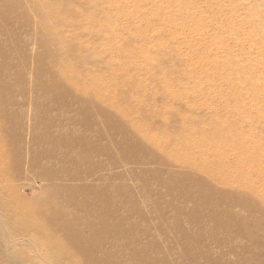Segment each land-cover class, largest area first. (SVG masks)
I'll return each instance as SVG.
<instances>
[{"label":"rangeland","instance_id":"rangeland-1","mask_svg":"<svg viewBox=\"0 0 264 264\" xmlns=\"http://www.w3.org/2000/svg\"><path fill=\"white\" fill-rule=\"evenodd\" d=\"M18 1L13 14L0 3L13 191L71 211L46 221L75 227L91 264H264V0ZM89 17L98 35L80 28L94 33ZM55 48L117 114L56 77ZM3 214L14 264L65 259Z\"/></svg>","mask_w":264,"mask_h":264},{"label":"bare ground","instance_id":"bare-ground-1","mask_svg":"<svg viewBox=\"0 0 264 264\" xmlns=\"http://www.w3.org/2000/svg\"><path fill=\"white\" fill-rule=\"evenodd\" d=\"M22 1H24L25 3L29 1L32 5L35 3V0H22ZM0 3L2 5H4L6 7V9H8L7 10L8 13L13 14L15 12L14 10H16L18 8L19 1L18 0H0ZM49 4L50 3H46V5L48 7L50 6ZM33 8H36V6L33 5ZM109 16H112V15H109ZM57 19H60V18L57 17ZM87 19L89 20L90 25H92V27H93L94 25L90 21V17ZM63 22H64V20H63ZM80 28L83 30V32L85 34H88V35L90 34L89 36H92L93 34L98 35V33H101L100 31L97 30L99 28H96V27H95L96 29L94 30V33H93V30H92V32H88L84 28L83 24H80ZM44 30H45V26H44ZM50 32H52V31H50ZM106 33L107 32L104 31V37H106ZM50 34H53V33H50ZM139 35H142V33L140 32ZM51 36H53V35H51ZM107 36L113 37L114 34L107 33ZM74 37L76 38L77 35L75 34ZM64 44H66V41L64 42ZM75 46L76 45H73V48H75ZM108 50H109V52H108ZM54 52H55L54 58L52 61H49L47 66L54 72L56 77L64 80V82H66L67 85H69L70 87L74 88L75 91H78V92L85 91V90L88 91L86 86H83L78 82V76L75 73V71L70 70L71 65L70 64L68 65L69 61H68L67 57H65L64 55L62 56V54H63L62 51L59 48H55ZM75 52H77V51H75ZM101 52H102V54L104 53L103 51H101ZM105 53H107L109 55L108 57L110 58L109 63H110L111 69L113 68L114 65L117 66L115 61H114V57H112V55L114 53V49L113 48L107 49V51ZM142 57H144V56H142ZM123 58H124V60L119 62V66L122 68H125L128 66L129 61L127 60L128 59L127 57H123ZM140 62H142V61H140ZM140 62H139V65H140ZM143 62L145 63V59H143ZM132 64H136V62L134 61V63H132ZM146 64H147V62H146ZM111 75H113V73ZM111 79H112V77H111ZM132 83L137 84L135 81H133ZM88 93L93 94V95L97 94L96 101L101 103V105L107 104L105 102H108L110 100L112 102V104H111V102H109V104H108L110 107V110H109L110 112L117 114L120 111L119 107L117 108L116 105L113 106V101H112L113 94L111 91H109L108 94L107 93L104 94L103 92L102 93L101 92L96 93L95 90L94 91L91 90V92L88 91ZM94 98H95V96H94ZM136 101H138V104L142 103V100L139 99L138 97H137ZM123 104H126V102L122 103V105ZM106 113H108V112H106ZM163 113L164 112H162V114ZM125 116H126V120H128L127 122L131 123L132 120L130 119V117L132 115H125ZM155 117H157V116H155ZM191 143L192 142L185 143V145H184L188 151L192 150V148H193V145H191ZM168 144H170V142L167 143V146H168ZM217 146H221V148H224V150L226 152L229 151L226 149L225 145L222 146L219 144ZM7 147H8V144H7L6 138H4L3 136H0V209H2V211L4 212L3 215L6 218V221L9 224V226L15 227L17 218H19V219L21 218L23 225H24V231L26 233L34 232L37 235L44 237L46 240L45 242L48 245L50 244L52 247H56L61 252V254L65 256L64 260H60V259H57V257L55 258L54 254L50 253V255L54 258V261L56 259L59 260V261L56 260L59 264H91L92 263L91 262L92 256L90 254L86 253L85 251H80L78 249V247H75V245H73V243L71 241L69 242L70 238L72 237V233L74 235V228L75 227L72 228V230H70V229H67L63 225H59V224L50 225L52 223H49V221L48 222L46 221L47 219L48 220L49 219L54 220V219L58 218V216H65V218L71 219L72 217H74V214L71 211H69L67 209H63L54 200H52V199L50 200V197H52L51 193H49L50 197H48L47 199L45 197V199L43 201L39 197L34 196L31 198H27L25 195H21L22 193L20 191H19V193L17 190L13 191L14 186H16V182H15L16 177L19 175L18 174L19 171L17 170L19 168V166H18V164H16V165L13 164V166L9 167V164L11 163V159H10L11 158V152H10V150H8ZM206 149L212 153L215 151L213 153L214 155L219 154V149L217 147H211L210 144H209L208 148H206ZM193 163L194 162L192 161L191 164L193 165ZM201 167H199V168H201ZM1 228H3V227L0 226V264H12V263L14 264V262L11 259L13 256H11V258H10V256H8V254H9L8 251L11 250L8 248L9 243L12 244L11 243L12 241L10 239H8L6 237V235H4V232H3V230L1 231ZM13 231H15V230H13ZM14 233H15L16 237H19L20 235H22V233L20 231L14 232ZM17 241H19V240L18 239L14 240V243H15L14 247H16ZM17 249H19V246H17ZM44 254H45V252H44ZM80 254L84 255L85 261L83 260V258L80 259V257H81ZM93 264H98V263L96 261H94Z\"/></svg>","mask_w":264,"mask_h":264}]
</instances>
